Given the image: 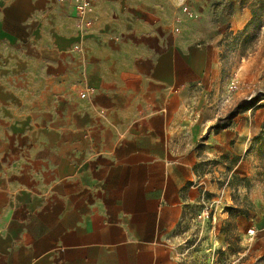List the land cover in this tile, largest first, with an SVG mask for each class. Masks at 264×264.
<instances>
[{
  "label": "crops",
  "instance_id": "0c3cea01",
  "mask_svg": "<svg viewBox=\"0 0 264 264\" xmlns=\"http://www.w3.org/2000/svg\"><path fill=\"white\" fill-rule=\"evenodd\" d=\"M116 1L117 20L146 15L131 26L155 43L135 44L128 59L149 67L121 59L104 72L101 92L114 103L98 122L111 139L82 148L71 141L66 154L58 145L34 148L29 163L45 172L25 171L34 181L29 188L12 181L10 167L0 173V264H178L170 239L207 190L199 151L182 139L181 106L212 92L224 41L246 30L264 0H188L184 8L185 0H96L91 29ZM78 23L71 0H0V58L44 29L66 39L81 34ZM207 129L198 123V141ZM226 131L210 134L208 147L232 140ZM44 149L55 156L38 159ZM43 175L52 178L49 188ZM197 178L203 187L194 186Z\"/></svg>",
  "mask_w": 264,
  "mask_h": 264
},
{
  "label": "rangeland",
  "instance_id": "374dc122",
  "mask_svg": "<svg viewBox=\"0 0 264 264\" xmlns=\"http://www.w3.org/2000/svg\"><path fill=\"white\" fill-rule=\"evenodd\" d=\"M121 6L116 1L110 13L105 4L101 27L95 22L88 34L76 32L66 39L44 29L0 58V173L10 167L19 187L33 186L25 171L45 172L29 163L34 148L58 145L66 154L68 142L82 148L88 141L112 138L98 122L104 107L114 103L101 92L108 88L104 72H114L115 61H132L128 57L135 44L155 43L150 37L139 38L131 26L135 17L146 21L142 12L115 18ZM186 6L188 0L181 5ZM255 10L246 30L224 41L222 68L212 92L193 95L181 106L182 139L194 142L192 150L199 151L198 174L207 201L218 205L220 228L193 227L190 217L199 206L188 209L187 219L170 239L178 264H264V3ZM185 13L193 14L187 9ZM132 63L149 67L141 58ZM83 85L94 93L81 95L77 89ZM119 102L126 103L123 97ZM198 123L209 126L199 141L194 136ZM224 130L234 138L213 151L215 146L206 144L209 135ZM52 156L46 149L37 154L40 160ZM51 179L43 175L44 187H50Z\"/></svg>",
  "mask_w": 264,
  "mask_h": 264
},
{
  "label": "built area",
  "instance_id": "2783aa9c",
  "mask_svg": "<svg viewBox=\"0 0 264 264\" xmlns=\"http://www.w3.org/2000/svg\"><path fill=\"white\" fill-rule=\"evenodd\" d=\"M64 1V0H62ZM73 8L79 18L78 30L81 33H88L92 26L93 22L91 20V14L93 13L96 0H71ZM189 18L193 19L194 16L192 14L188 15ZM78 92L81 95H88L94 93V88L89 86H80L78 87ZM194 186L203 187V183L201 178H197L194 182ZM207 190L202 191L201 203L199 209H197L196 214L190 217V223L193 227L204 229L205 226H212V230L214 231L216 228H220L218 219H217V211L218 205L215 202H209L206 199ZM218 224V225H217ZM252 234V232H250Z\"/></svg>",
  "mask_w": 264,
  "mask_h": 264
}]
</instances>
